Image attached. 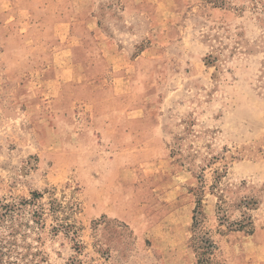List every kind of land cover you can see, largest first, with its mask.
<instances>
[{
	"label": "rangeland",
	"instance_id": "1",
	"mask_svg": "<svg viewBox=\"0 0 264 264\" xmlns=\"http://www.w3.org/2000/svg\"><path fill=\"white\" fill-rule=\"evenodd\" d=\"M0 264H264V0H0Z\"/></svg>",
	"mask_w": 264,
	"mask_h": 264
}]
</instances>
